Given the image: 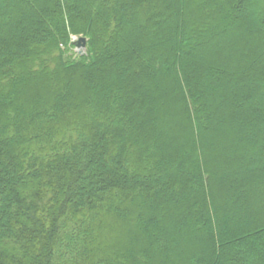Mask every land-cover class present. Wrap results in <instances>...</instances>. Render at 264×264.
Here are the masks:
<instances>
[{
    "label": "trees",
    "instance_id": "obj_1",
    "mask_svg": "<svg viewBox=\"0 0 264 264\" xmlns=\"http://www.w3.org/2000/svg\"><path fill=\"white\" fill-rule=\"evenodd\" d=\"M0 264H264V0H0Z\"/></svg>",
    "mask_w": 264,
    "mask_h": 264
},
{
    "label": "rangeland",
    "instance_id": "obj_2",
    "mask_svg": "<svg viewBox=\"0 0 264 264\" xmlns=\"http://www.w3.org/2000/svg\"><path fill=\"white\" fill-rule=\"evenodd\" d=\"M79 36H71L70 37V43L73 45V41H75V39L76 38H78ZM135 40V38H134V36H132L130 39H129V43L130 42H132V41H134ZM127 43H128V41H127ZM126 45H128V44H126ZM73 50H75L74 49V46H73V48H72V51ZM227 58V57H226ZM168 106H170V105H168ZM108 226L111 228V230H114L115 232H116V234H117V236H119V232H121L120 231V229H119V227L116 225V224H113V223H108ZM107 230V229H106ZM107 232V231H106ZM122 233H123V231H122ZM106 238H108V239H111L112 237H106Z\"/></svg>",
    "mask_w": 264,
    "mask_h": 264
},
{
    "label": "water",
    "instance_id": "obj_3",
    "mask_svg": "<svg viewBox=\"0 0 264 264\" xmlns=\"http://www.w3.org/2000/svg\"><path fill=\"white\" fill-rule=\"evenodd\" d=\"M85 43H86V39L83 38V37H78V39L74 42V46L78 49L82 48L84 49L85 48ZM80 53V51H79Z\"/></svg>",
    "mask_w": 264,
    "mask_h": 264
}]
</instances>
